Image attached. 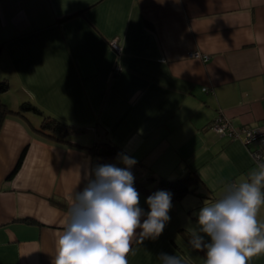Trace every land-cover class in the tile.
I'll return each mask as SVG.
<instances>
[{"label":"crops","instance_id":"obj_1","mask_svg":"<svg viewBox=\"0 0 264 264\" xmlns=\"http://www.w3.org/2000/svg\"><path fill=\"white\" fill-rule=\"evenodd\" d=\"M0 45V80L10 84L0 98L12 110L31 102L75 127L71 142H111L137 161L135 180L195 173L196 192L172 202L163 233L134 243L128 260L160 264L166 253L204 264L188 245L196 214L256 167L243 142L210 125L220 112L237 127L264 119V0H0ZM42 123L28 111L0 129V264H54L66 197L102 165L41 133ZM121 154L107 161L124 168ZM137 191L147 213L151 194Z\"/></svg>","mask_w":264,"mask_h":264},{"label":"clouds","instance_id":"obj_2","mask_svg":"<svg viewBox=\"0 0 264 264\" xmlns=\"http://www.w3.org/2000/svg\"><path fill=\"white\" fill-rule=\"evenodd\" d=\"M222 159H227L223 154ZM114 164L85 170L86 186L67 195L69 207L57 240L54 264H129L133 244L157 239L171 217V194L158 191L140 207L131 168L134 158L121 154ZM264 163L237 183L225 185L214 202H205L190 227L188 245L205 253L204 264H250L264 255ZM207 238V239H206ZM160 264H186L183 256L161 253Z\"/></svg>","mask_w":264,"mask_h":264},{"label":"trees","instance_id":"obj_3","mask_svg":"<svg viewBox=\"0 0 264 264\" xmlns=\"http://www.w3.org/2000/svg\"><path fill=\"white\" fill-rule=\"evenodd\" d=\"M70 16H66L64 19H68ZM2 52V45H0V55ZM10 89V84L6 80H0V95L7 92ZM33 111L43 116V123L40 128V132L66 144H72L82 149L89 150L96 161L100 164H110L108 158L121 154V149L112 144L111 142L104 141L96 143L93 146L81 145L73 143L67 139V134L73 132L75 127L66 125L55 117L45 115L42 110L31 102H25L21 105L19 110H12L9 106L0 98V129L2 128L6 118L10 115H23L24 112ZM26 154V149L23 151L17 166L13 173L10 175L11 178L21 167L23 159ZM198 179L195 173H188L180 177L173 179L165 177L150 176L145 180H135L134 187L136 190H142L149 194H154L158 191H166L171 194L172 202L182 199L188 194L196 192V184Z\"/></svg>","mask_w":264,"mask_h":264},{"label":"built area","instance_id":"obj_4","mask_svg":"<svg viewBox=\"0 0 264 264\" xmlns=\"http://www.w3.org/2000/svg\"><path fill=\"white\" fill-rule=\"evenodd\" d=\"M111 46L118 55L121 54L122 47L119 43V39H113L111 41ZM191 56L202 58L204 61L208 60V56L203 55L199 51L192 52ZM120 71L121 67L118 65L116 67V72ZM204 91L208 92L209 90L205 88ZM210 127L220 136H226L232 141L243 142L256 166L260 163H264V119L259 126L254 128L237 127L228 117L220 112L211 123Z\"/></svg>","mask_w":264,"mask_h":264}]
</instances>
